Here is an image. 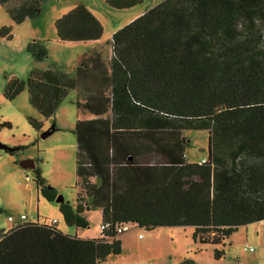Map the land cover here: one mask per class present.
<instances>
[{
    "label": "trees",
    "instance_id": "obj_1",
    "mask_svg": "<svg viewBox=\"0 0 264 264\" xmlns=\"http://www.w3.org/2000/svg\"><path fill=\"white\" fill-rule=\"evenodd\" d=\"M42 1L0 4L20 23L37 16ZM141 2L106 0L116 9ZM54 28L59 41L103 33L82 3ZM0 37L11 39L10 27ZM27 51L36 62L46 56L37 42ZM24 89L44 118L77 91L76 176L84 194L60 210L68 225L85 228L84 212L99 209L108 227L81 238L56 223L23 221L0 231V264H100L121 253L123 224L192 226L194 240L220 245L239 226L264 220V0H162L113 32L109 58L89 50L72 75L54 64L34 69L25 80L12 78L3 95L13 100ZM185 129L208 131L204 162L186 161ZM33 172L39 192L54 201L39 168ZM223 254L214 248L215 259Z\"/></svg>",
    "mask_w": 264,
    "mask_h": 264
},
{
    "label": "rangeland",
    "instance_id": "obj_2",
    "mask_svg": "<svg viewBox=\"0 0 264 264\" xmlns=\"http://www.w3.org/2000/svg\"><path fill=\"white\" fill-rule=\"evenodd\" d=\"M160 1L142 0L131 8L116 9L106 0H45L40 2L37 16L20 23H15L0 4V28L10 27L12 34L11 39L0 37V143L14 149L12 155L0 149V231L18 224L23 214L25 220L41 224L56 220V227L71 236L100 235L99 209L84 212L83 217L88 221L85 228L68 225L60 210L61 202L73 207L77 194H84L77 186L76 176L77 91L69 90L54 114L47 118L29 104L26 89L13 100L6 99L3 93L12 78L25 80L32 70H44L52 64L72 75L80 55L95 48L109 58L113 32ZM77 3L84 4L102 24L99 40H57L54 22ZM32 42L39 43L46 51V56L38 62L27 51V45ZM29 118L39 122L38 128L29 123ZM4 123L9 126H2ZM50 129L53 130L43 136ZM182 133L188 141L186 161L197 163L206 158L208 131L185 129ZM24 159L33 160L34 168H23L19 162ZM35 168H39L48 186L54 189V201L45 199L39 192L33 174ZM58 197L62 201H57ZM9 216L12 221L8 220ZM193 232L192 226H159L153 230L129 226L119 236L121 253L100 264H264V220L239 226L220 245L194 240ZM204 236L212 237L211 233ZM250 247L253 250H248ZM214 248L224 249L219 259L213 257Z\"/></svg>",
    "mask_w": 264,
    "mask_h": 264
},
{
    "label": "water",
    "instance_id": "obj_3",
    "mask_svg": "<svg viewBox=\"0 0 264 264\" xmlns=\"http://www.w3.org/2000/svg\"><path fill=\"white\" fill-rule=\"evenodd\" d=\"M51 130H53V129H50V130H48L47 132H45V133L43 134V136L48 135V134L51 132ZM0 149H1V150H4V151H9V150H10L9 147H7L6 145L1 144V143H0ZM19 164H20L23 168H26V169H32V168H34V162H33V160H31V159H24V160H21V161L19 162ZM56 200H57V201H62L61 197H58Z\"/></svg>",
    "mask_w": 264,
    "mask_h": 264
},
{
    "label": "built area",
    "instance_id": "obj_4",
    "mask_svg": "<svg viewBox=\"0 0 264 264\" xmlns=\"http://www.w3.org/2000/svg\"><path fill=\"white\" fill-rule=\"evenodd\" d=\"M202 162H204V159L202 160ZM26 219V216L25 215H21L20 216V222L18 223V224H20V223H22L23 221H26L25 220ZM8 220L9 221H12L13 219H12V217H8ZM52 223H57V221L56 220H53L52 221ZM15 225H17V224H15ZM108 227V225L107 224H101L100 225V230H103V229H105V228H107ZM129 229V225H127V224H123V225H121L120 227H118L117 228V232H125V231H127ZM139 237H142V235L141 234H139ZM245 250L247 249V248H244ZM248 250H253L251 247L248 249Z\"/></svg>",
    "mask_w": 264,
    "mask_h": 264
},
{
    "label": "crops",
    "instance_id": "obj_5",
    "mask_svg": "<svg viewBox=\"0 0 264 264\" xmlns=\"http://www.w3.org/2000/svg\"><path fill=\"white\" fill-rule=\"evenodd\" d=\"M96 49V48H95ZM78 237H81V238H93V237H85V236H80V235H78V234H76ZM95 237H99V235L98 236H95Z\"/></svg>",
    "mask_w": 264,
    "mask_h": 264
}]
</instances>
